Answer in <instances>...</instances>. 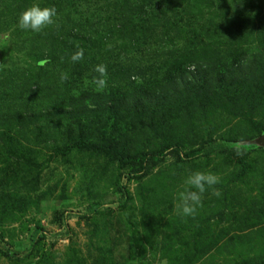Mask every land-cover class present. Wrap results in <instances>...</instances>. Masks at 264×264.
Listing matches in <instances>:
<instances>
[{
    "label": "rangeland",
    "instance_id": "rangeland-1",
    "mask_svg": "<svg viewBox=\"0 0 264 264\" xmlns=\"http://www.w3.org/2000/svg\"><path fill=\"white\" fill-rule=\"evenodd\" d=\"M60 1L64 5L61 10L57 5L56 23L34 33L18 27L19 14L57 0H0V264H264L263 58L250 61L252 70L242 66L240 71L258 70L245 80L250 103L223 114L203 93L212 84V91L218 89L216 83L224 88L225 68L251 56L253 51L246 50L257 48L254 42L264 45L259 34L264 20H256L255 32L249 31L256 17L264 19V0H108L116 3L109 7L105 0ZM88 1H97V12H86ZM210 18L218 25L206 32L222 40L207 50L211 38L201 25ZM240 21L241 28L235 29ZM103 25L109 35L100 31ZM149 25L155 28L149 43L160 34L172 39L174 29L181 32L168 45L173 57L135 45L132 31L145 32ZM80 48L83 59L74 63L70 57ZM178 61L186 71L213 63L217 79L203 84L201 73L196 105H185L176 96L170 108L162 100L153 104L156 99L136 107L145 117L166 108L175 117L191 115L170 133L160 131L155 145L147 134L138 141L127 142V136L124 147L136 155L169 140L184 144L180 155L193 151V156L177 161L168 155L146 175L132 178L106 156L73 146L82 134L95 141L93 127L109 131L110 123L117 122L107 116L104 95L128 89L154 92ZM101 64L107 69L106 87L98 91L93 69ZM62 72L69 77L63 83ZM201 112L207 114L193 121L192 114ZM208 139L255 141L245 150L234 144L231 151L203 156L196 150L200 140ZM195 171L218 175L213 188L220 195L207 189L195 217H182L174 202Z\"/></svg>",
    "mask_w": 264,
    "mask_h": 264
},
{
    "label": "trees",
    "instance_id": "trees-1",
    "mask_svg": "<svg viewBox=\"0 0 264 264\" xmlns=\"http://www.w3.org/2000/svg\"><path fill=\"white\" fill-rule=\"evenodd\" d=\"M57 3H53L51 6H54L56 9L59 6L58 10L63 9L64 2L57 0ZM204 1H210V0H204ZM76 2V1H75ZM97 1L93 3L92 1H88V3L85 6L86 12L88 10L93 13V11H96V5ZM106 7L116 5L112 4L110 5L108 0H105ZM58 5V6H57ZM76 9V7H75ZM123 9V7H122ZM109 11V9H108ZM114 11V10H113ZM123 11V10H122ZM97 12V11H96ZM102 12V9H98V14ZM77 14L78 12H74ZM158 13V12H157ZM97 14V13H96ZM122 18H125L124 14H121ZM112 19H116V15L113 16ZM130 20V19H129ZM256 20L262 21L264 19H259L256 17L252 22H250V30L255 32L254 28V22ZM207 21V20H206ZM209 23L201 25L203 30L206 32L208 29L217 26L218 24L214 23L213 19H208ZM242 26V22L240 21L239 24L236 26L235 29H239ZM171 28V27H170ZM173 29V28H172ZM103 32L104 35H109L110 31L106 30L105 26H102V29L100 30ZM167 33V32H166ZM181 32L174 29V35L172 39L169 37L170 34H160V36H156V40L152 41V43H149L153 37L155 36V28H153L151 25L148 26L147 30L143 32L142 30H136L134 29L131 33L132 37H135V45H138V47L147 46V49H151L153 47V52L155 54H160L162 56H166L168 58L173 57V54L175 53L172 49L169 48V44L174 45L173 40L177 38V36ZM120 36L125 41L129 39V37L125 34L124 30L120 31ZM235 37L237 35L236 30L231 33L230 35ZM239 34V33H238ZM263 34L264 33H259ZM168 35V36H165ZM211 36V37H209ZM213 35L205 33V37L211 38L208 39L211 42H207L208 49L210 48H217L220 45V41L222 39H212ZM131 39V38H130ZM225 46H228L230 44V41H227L225 37ZM254 44H258V47L255 49H249L247 48V51H253L251 56L250 55H243L244 62L238 61V64L234 68H225V86L224 88H220L222 83L219 85L216 83V87L218 89H212L214 88V84L210 85L207 89L204 87V90L202 92L204 93V100L210 99L212 101V107H214V110L217 112L225 114L230 113L231 108H240L244 106L245 104L250 103L252 100L248 97L249 91L251 89L250 85L248 84L246 80L251 78L250 76H253L257 73L258 70H254V74L248 73V71H244V74L241 73L242 66H249L251 67V70L254 68V65L250 63V61H255L263 58L264 60V45L262 41L254 42ZM150 46V47H149ZM206 50V48H205ZM247 61V62H245ZM189 64V63H187ZM213 66H207V64L204 62L203 64H194V70L193 71H186V69H183L182 62L178 61L173 64L175 66L172 71L174 73L170 74L166 78H162L161 85L153 87L154 92H151L147 89H143L142 92H133L131 89L129 90H122V91H111L104 95L103 100L101 102L106 105L107 109V116L111 117L113 120L117 122H112L111 124V130H106L105 128L99 129L97 126L92 128V133L97 134L95 141H89L88 136L85 134H82L79 137V140L73 141L72 144L75 147H78L82 150H87L95 153H100L104 156H106L108 159L111 160V162H116L118 164V168L121 170H127L128 174L132 178H136L139 175H146L151 169L155 168L159 164L163 163L165 158L168 155H175L177 161H183L184 159H189L191 156H193V151H189L187 153H184L183 155H180L179 149L184 148V144L181 142H173V141H159V144L156 145V147H150L155 148L150 150V152H142L136 155H132L128 153V151L125 149L124 144L126 142L127 136L128 141H131V139L138 141L139 138H143L144 135L150 134L152 135L151 138H146V140H151L150 144H154V142L157 140L160 131H164L167 133H170L174 128L177 126L183 125V122H185L189 115H191L189 112L179 115L175 117L173 115V112L169 113L168 108L165 110L163 109V113L156 116V114H153L150 117H145L142 114L140 116L135 112L136 107H146L149 103H151L152 99H156L157 101L152 102L153 104L159 105L158 100H162L166 102V106L170 108L169 103L171 100H174L177 96V98L185 99L182 100L185 105H192L194 104L199 95L201 94L197 86H199V78L201 73H203V84L205 81H214L217 79L216 71L218 73V68L215 67V65L212 63ZM208 67V69L206 68ZM245 68V67H244ZM246 69V68H245ZM212 70V71H211ZM111 74V72H110ZM210 78V79H208ZM251 81V79H249ZM222 82V81H221ZM125 83V82H124ZM122 83V87L127 85H124ZM260 83V82H259ZM258 83V84H259ZM120 84L118 87H120ZM205 86V85H204ZM255 90L257 89L254 88ZM187 91H190L191 93H188L186 98H182L180 96L181 93H186ZM151 92V93H150ZM155 97H153L152 94H155ZM238 96L240 98H238ZM108 102V103H107ZM254 103V102H253ZM101 104V103H99ZM196 105V104H194ZM254 106L259 105V103H254ZM188 108V106L186 107ZM126 112V116L123 117L121 114ZM176 114V113H175ZM205 112H201L200 114H192L193 121H198L202 116H205ZM177 115V114H176ZM256 115V114H255ZM257 116V115H256ZM118 128H117V127ZM121 126V127H120ZM165 129V130H164ZM129 133V134H128ZM120 134V136H118ZM90 135V134H89ZM259 139H264L260 137ZM255 140H240V141H224V140H213L208 139L205 141L200 140L198 143V151L203 156H209L214 153H224L228 152L234 149V144H239L241 150H245L246 147H252L250 145L251 143H254ZM195 141H190L191 145H194ZM141 143V142H140ZM142 144V143H141ZM245 144H248L249 146H245ZM127 146V144H126ZM146 146V145H145ZM20 159V158H18ZM264 168V165L262 166ZM264 180H262L263 182ZM124 189H121L122 196H124L126 193H124ZM126 197H122V203L120 205L123 206L125 203Z\"/></svg>",
    "mask_w": 264,
    "mask_h": 264
},
{
    "label": "clouds",
    "instance_id": "clouds-1",
    "mask_svg": "<svg viewBox=\"0 0 264 264\" xmlns=\"http://www.w3.org/2000/svg\"><path fill=\"white\" fill-rule=\"evenodd\" d=\"M56 16L57 9L54 6L41 7L34 4L19 14L18 27L24 31L40 33L45 28L56 23L54 19ZM83 56L84 50L80 48L71 55L70 59L75 63L82 60ZM61 59L63 60V57ZM44 63H47V61H43L42 66ZM93 71L98 73V76L93 78V83L96 85L98 91L103 90L106 87V66L103 64L97 65ZM68 79L69 77L66 72L60 74L62 83ZM217 183H219V177L212 172H191L184 180L185 189L178 193L174 202V209L177 215L194 218L198 209L203 206V196L207 189L212 188V195L214 196L218 197L220 195V192L213 188Z\"/></svg>",
    "mask_w": 264,
    "mask_h": 264
},
{
    "label": "water",
    "instance_id": "water-1",
    "mask_svg": "<svg viewBox=\"0 0 264 264\" xmlns=\"http://www.w3.org/2000/svg\"><path fill=\"white\" fill-rule=\"evenodd\" d=\"M261 141H264V139H262Z\"/></svg>",
    "mask_w": 264,
    "mask_h": 264
}]
</instances>
